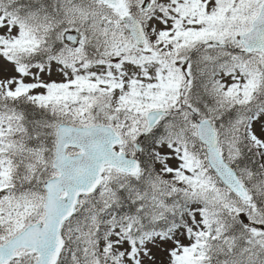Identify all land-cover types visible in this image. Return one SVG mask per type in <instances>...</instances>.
Returning a JSON list of instances; mask_svg holds the SVG:
<instances>
[{
	"label": "snow or ice",
	"instance_id": "snow-or-ice-1",
	"mask_svg": "<svg viewBox=\"0 0 264 264\" xmlns=\"http://www.w3.org/2000/svg\"><path fill=\"white\" fill-rule=\"evenodd\" d=\"M0 264H264V0H0Z\"/></svg>",
	"mask_w": 264,
	"mask_h": 264
}]
</instances>
